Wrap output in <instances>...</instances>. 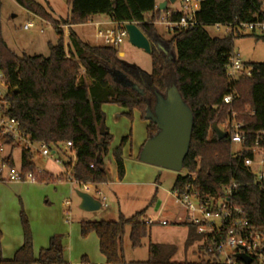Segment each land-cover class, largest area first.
Listing matches in <instances>:
<instances>
[{
  "label": "trees",
  "instance_id": "1",
  "mask_svg": "<svg viewBox=\"0 0 264 264\" xmlns=\"http://www.w3.org/2000/svg\"><path fill=\"white\" fill-rule=\"evenodd\" d=\"M15 2L37 17L51 20L57 42L50 44L51 53L47 58L18 57L0 35V66L8 88L7 115L18 120L35 142L57 145L71 141L76 150V163L72 167L76 182L98 188L111 179L105 158L110 152L112 135L104 126V105H118L127 110L129 118L137 111L146 121L147 110L154 109L157 95L166 96L168 89L175 86L194 120L190 149L184 161L186 175L177 177L172 192H183L192 184L201 197H208L216 194L222 185L234 181L239 185L234 204L264 233V189L253 185L252 176L243 167L248 154L234 158L229 138L218 140L213 132V125L223 126L232 110L246 130L264 131V63L247 66L250 75L230 83L225 66L233 52L234 41L244 35L212 37L206 30L215 24L264 21L263 0H202L196 14L199 26L176 30L170 39L160 34L154 25L160 14L156 0H67L71 14L62 24L51 19L35 0ZM97 16L108 17L115 24L139 27L151 44L150 73L121 58L119 47L89 43L74 31L73 27L85 25ZM179 18L180 14L172 17L173 20ZM62 25L69 28L67 46ZM249 37L264 41V36ZM116 74L124 80H115ZM231 93L236 94L233 104L222 105L223 97ZM148 123L147 139L159 131L153 122ZM101 126H104V134H101ZM128 140L124 138L112 151L120 181L125 177L123 148ZM259 152L264 155V144ZM66 168H71L70 164H66ZM23 170L36 171L27 153H23ZM191 175H195V180ZM64 181V175L50 173L39 179V183ZM145 211L131 218L121 216L118 221H83L81 235L96 234L107 264H126L123 237L129 228L133 249L149 240V259L136 264H176L172 261L176 248L152 243L154 225L145 221ZM21 218L23 245L12 260H2L0 264H68L60 236L52 237L49 246L35 256L29 223L24 215ZM182 225L188 228L187 250L202 238L194 227ZM1 235L0 231V239ZM210 259L200 253V264H212Z\"/></svg>",
  "mask_w": 264,
  "mask_h": 264
},
{
  "label": "rangeland",
  "instance_id": "2",
  "mask_svg": "<svg viewBox=\"0 0 264 264\" xmlns=\"http://www.w3.org/2000/svg\"><path fill=\"white\" fill-rule=\"evenodd\" d=\"M36 3L44 7L51 19L59 22L68 20L71 9L67 0H35ZM181 0L175 4L168 3L165 11H160L157 15L154 25L166 39L172 37V31L168 30L162 24V18L166 11L179 10ZM101 17V16H100ZM98 19H102V18ZM33 22L34 27L30 30H24V26ZM65 31L66 26H61ZM212 37H223L224 29L218 30L214 26L206 28ZM75 32L84 36L90 43L93 41L89 36L94 34V28L91 26L76 27ZM0 35L18 57L27 56H50V44L57 42V35L52 26L51 20H43L18 5L15 0H0ZM250 34H244L234 41L233 53L238 55L243 64L247 67L251 64L264 63V41L256 37H249ZM258 36V35H257ZM65 44H68V38H65ZM120 53H124L123 59L129 63L139 66L142 70L150 73L152 70L151 56L144 50L133 46L126 38L119 46ZM248 68V67H247ZM0 92L6 93V88L0 86ZM105 113L104 126L112 135L110 152L105 158V165L110 170L112 176L111 182L88 192L96 199H107L106 208H101L97 212H85L80 209L81 200L77 196V191H86L82 186L66 189L60 192L46 191V188L53 187L56 183H38L37 185H4L0 184V217L6 218L7 229L14 230L13 225H19L23 232L22 218L25 216L30 227L32 239L34 235L43 236L50 233L62 237L66 242V248H69V240L72 242V258L69 264H107L105 257L100 252L98 238L96 234L91 233L83 237L80 231L81 221H118L122 214L125 218H131L135 214L145 211V217L153 219L158 217L160 221H167L170 224L162 226L155 224L151 231V241L155 244H163L166 248H176V253L172 261L176 264H200V253L198 244H194L189 249H185V240L188 228L182 224H175L179 217H184L185 210L175 204L171 196L173 185L178 176H185L186 171L174 172L171 170L160 169L151 165H146L138 160L140 144L145 135L147 122L142 120L137 111L133 112L131 118L123 115L125 109L114 104L103 106ZM129 138L123 148V159L125 167L129 170L126 175V182L115 180L116 165L112 157V151L120 146L124 138ZM234 150H237L235 147ZM16 164H20V152H16ZM36 164L55 174L62 171L61 166L52 162L43 160L36 161ZM142 166L151 172L144 173L143 179H132L137 175L132 171L134 166ZM134 182H133V181ZM67 182V181H64ZM60 183V182H58ZM68 183V182H67ZM157 183V184H156ZM70 184V183H68ZM156 184V185H155ZM48 188V189H49ZM101 192V195L97 193ZM66 202H69L66 205ZM61 209V220L57 210ZM163 211L159 213L160 209ZM70 212V215H66ZM159 213V214H158ZM0 243L3 240L1 232ZM130 230L126 229L123 237V250L126 264H136L146 262L149 259L148 245L149 240L143 242V246L133 249L130 243ZM69 249H66L65 255L68 257ZM35 254V253H34ZM86 255V256H84ZM85 259V261H84ZM208 261L207 257H203ZM223 261V259H221ZM214 264V263H212Z\"/></svg>",
  "mask_w": 264,
  "mask_h": 264
},
{
  "label": "built area",
  "instance_id": "3",
  "mask_svg": "<svg viewBox=\"0 0 264 264\" xmlns=\"http://www.w3.org/2000/svg\"><path fill=\"white\" fill-rule=\"evenodd\" d=\"M201 1L181 0L179 10L166 11L162 24L172 32L197 28L199 22L196 14ZM157 9L159 6H156ZM176 14H180V18L173 20L172 17ZM126 25L115 24L114 29L103 30L96 24V37L104 46L119 47L128 38ZM33 27L34 23L29 22L24 26V30L28 31ZM214 27L218 30L224 29L225 35L264 36V21L215 24ZM225 69L230 83L251 73L239 56L233 52L228 57ZM0 86L6 88L5 94L0 92V184L39 183L40 177L48 173L36 164V161L43 160L61 166L62 172L59 175H64L68 183L82 186L86 191L96 188L92 184H79L73 179L72 167L76 163V150L71 141L57 145L35 142L22 129L18 120L7 115L9 104L5 97L8 88L1 66ZM235 99V93L226 95L223 97L222 105L231 106ZM231 113L228 121L219 128L227 133L234 158L248 154L243 160V167L252 176L253 185L264 189V155L259 152L260 146L264 144V131L246 130L244 124L238 120V115L233 110ZM235 147L237 150H234ZM17 151L21 155L19 165L16 164ZM23 153H27L32 158L36 166L35 172L23 170ZM66 164H70L71 168H66ZM191 176L195 180V175ZM238 188L239 185L231 181L222 185L216 194L208 197H201L192 184L187 185L183 192H172L171 196L175 204L185 210L184 217H179L174 223L188 224L196 229L197 234L202 238L197 243L199 253L206 254L214 264H246L240 256L250 259V264H264V233L253 226L244 217V211L234 204L233 199ZM97 193L101 195V192ZM100 202L101 208L107 207L105 197ZM145 221L149 225L170 224L167 221H160L158 217L146 218Z\"/></svg>",
  "mask_w": 264,
  "mask_h": 264
},
{
  "label": "water",
  "instance_id": "4",
  "mask_svg": "<svg viewBox=\"0 0 264 264\" xmlns=\"http://www.w3.org/2000/svg\"><path fill=\"white\" fill-rule=\"evenodd\" d=\"M176 2L177 0H166L160 4L159 10L165 11L168 3L175 4ZM126 30L129 42L150 55L151 44L139 27L136 24H127ZM115 80L122 82L124 78L116 74ZM125 84L131 86L128 82ZM133 88L138 90L136 86ZM145 118L147 122H153L159 131L155 136L146 140L140 150L138 160L143 164L160 169L183 171L184 161L190 149L194 117L178 89L173 86L168 89L166 96L158 94L154 109H148ZM104 132V126H101V134ZM213 132L218 140L227 138V133L221 130L216 123L213 125ZM77 196L81 200L80 209L82 211L97 212L101 209L100 200L91 194L78 191ZM240 258L246 264H250V259L244 256Z\"/></svg>",
  "mask_w": 264,
  "mask_h": 264
},
{
  "label": "crops",
  "instance_id": "5",
  "mask_svg": "<svg viewBox=\"0 0 264 264\" xmlns=\"http://www.w3.org/2000/svg\"><path fill=\"white\" fill-rule=\"evenodd\" d=\"M165 1L166 0H156V6H160V4H162ZM99 17L100 16L94 17L92 20L89 21V23H87L85 25H82V26H87L88 25V26H91V27L94 28V34H91L89 37L93 40V41H90V43H93L95 45H103L102 42L96 37V31H97L96 24H98L100 26V29H103V30L114 29V27H115V24L108 17L101 16L100 18H102V19H98ZM76 27H79V26H76ZM76 27H73L74 31H75ZM65 28L66 29L64 31V35H65V38L66 37L68 38L69 28H68V26H66ZM80 37L83 40H85L84 36L80 35ZM123 56H124V53H120V57L123 58ZM126 113H127V110H126V112H123V115H126ZM137 113H138V115L141 116V114L139 112H137ZM148 124L149 123L147 122V126H148ZM147 126H146V131H145L146 133H145V135L143 137V141L140 144L139 152H140L142 146L144 145V143L147 140ZM132 171L134 172L135 175L138 174L136 177L132 178L134 181L137 178L143 179L145 172H147V171L151 172L147 168H144V167L138 166V165L134 166ZM61 172H59V173H57L55 175L52 172H48V173H50V174H52L54 176H57V175L61 174ZM128 174H129V170L125 167V177L123 178L122 182H126V180H127L126 175H128ZM111 180H112V176H111L110 181L107 183V185L111 182ZM115 180H117L119 183L121 182L118 179L117 170H116ZM21 184L22 185H37L38 183H36V184H33V183H14V184H4V185H21ZM52 186L53 187H50V188L48 187L49 189L46 188V191L50 190V192H52V191L60 192V191H65L66 189L67 190L70 189V191H72V189L77 187V185L68 184L67 182L56 183V184H54ZM93 190H97V187L94 188V189H90L89 191H84V192L88 193V192L93 191ZM68 203L69 202H66V205H68ZM106 209H108V206L106 207ZM162 211H163V208L160 209L159 213L162 212ZM57 214H58V216H59V218L61 220L62 213H61V209L60 208L57 210ZM66 215L67 216L70 215V212H67ZM121 216H123V215L121 214L120 217ZM81 222H83V221H81ZM81 222H80V224H81ZM7 227H8V224L6 223V218L4 216H3V218L0 217V231L3 232V235H4L3 236V240L0 243V261H2V260H4V261L12 260L14 258V256H15L16 252L22 247L23 242H24L23 232L19 228L18 223H17V225H15V226L13 225L12 226V227H14V230L7 229ZM80 231H81V228H80ZM187 236H188V233H187ZM52 237H53V235H51L50 233H45L43 236H37V235L33 236V248H34L35 256H38V254H39V252L41 250L46 249L49 246V243H50V240H51ZM186 239H187V237H186ZM68 243H69V248L68 247L66 248V245H65L66 242L65 243L63 242L64 248H65L64 258H65V261L69 264V260L72 261L73 258H72V246H71L72 242H71V240H69ZM98 243H99V240H98ZM66 249H69L68 257L65 255ZM84 256H86V255H84ZM86 261L87 262H82L81 264H89L88 260H86Z\"/></svg>",
  "mask_w": 264,
  "mask_h": 264
}]
</instances>
